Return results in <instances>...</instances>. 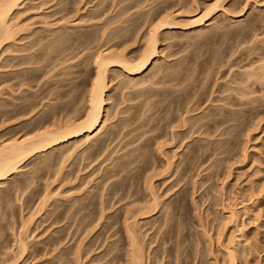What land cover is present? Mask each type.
<instances>
[{
	"label": "rangeland",
	"instance_id": "1",
	"mask_svg": "<svg viewBox=\"0 0 264 264\" xmlns=\"http://www.w3.org/2000/svg\"><path fill=\"white\" fill-rule=\"evenodd\" d=\"M177 1L24 0L9 16V24L22 31L0 46V142L43 125L82 119L96 51L125 50L136 60L150 8L162 4L165 12H159L181 26L163 31L152 70L134 77L117 67L108 72L107 120L98 136L67 159L83 136L36 153L0 183V264L15 258L20 240L30 245V254L14 264H54L66 241L58 243V250L56 244L44 246L59 234V224L51 221L60 206L72 207L67 215L73 218L80 202L87 204L84 211L93 228L87 226L66 243L72 247L68 264L79 261L71 253L83 235L88 246L81 258L77 255L78 264H104L110 245L116 250L127 246L124 209L150 204L154 196L158 212L145 218L128 215L146 254L154 249L160 257L155 261L151 254L150 264H230L227 248L237 254L232 264H264V83L244 78L246 71L261 67L264 0ZM215 1L220 5L209 18L194 24ZM219 118L226 122L200 129L203 122ZM184 119L200 131L189 132ZM113 185L118 195L132 197L110 206ZM41 198L43 209L23 228ZM241 207L248 210L238 212ZM230 211L236 215L230 217ZM35 246L43 247L32 255ZM126 248L119 252L126 254ZM121 256L119 264H125Z\"/></svg>",
	"mask_w": 264,
	"mask_h": 264
},
{
	"label": "bare ground",
	"instance_id": "2",
	"mask_svg": "<svg viewBox=\"0 0 264 264\" xmlns=\"http://www.w3.org/2000/svg\"><path fill=\"white\" fill-rule=\"evenodd\" d=\"M23 1L24 0H0V46H2V43L4 41L9 40V39L11 40V38L13 39L14 34H15L14 32H16V30H18V32H19L20 29H21V31H22V28H20L19 26H18L19 28L17 26H15L16 24L14 22H12L14 24H9V22H11L12 20H8V18L14 12V10L18 7V5L20 4V2H23ZM177 2L179 3V0ZM215 2L212 3L213 5L211 4L209 6V8H207V11L206 12L204 11L203 14H201V16H199L198 18H196L197 20L195 19L196 21H194L193 23L195 24L197 22H201L203 20L205 21L206 19H208L209 16H210V14L213 13L216 8H218V5H220L217 2L216 3ZM117 8H118V6H117ZM128 8L129 7L125 8V10H127ZM162 9H164V7L161 4V5H157L155 9L154 8H150L146 12L147 14H146V16L143 19L145 21V23L147 24V28L145 27L146 28V32H145V34L143 36H141L142 34L140 35V37H142V39L144 41L142 39H140V40H142L144 42V44H143V47L140 50V54H139V56L137 57L136 60H131L130 58H128V56L126 55L127 53H124L125 50L124 51H122V50L121 51H117L116 49L115 50H112L113 48L112 49L109 48L110 50L109 49H107V50L106 49L105 50L98 49L96 51L95 55L94 56L92 55L93 56V65H94V75L91 78L92 81H91V84L89 86L88 99L86 100L87 108L85 110V113H84L82 119H80V120H78L76 122H71L70 121V123H68V121H67V123L64 122L65 124L58 125V126L57 125H55V126L54 125L53 126L52 125L51 126L50 125H48V126L47 125L46 126L43 125L44 128H41L39 126L40 129H38L37 131L36 130L33 131V133H30L29 135H26V136L23 135L24 137H19V138H16L15 137L14 139L12 137L11 140H8V141L5 140V141L0 142V183L1 184H2V181L6 180L10 175L16 173L17 171H20L21 165L24 163V161L27 160L28 158H31L33 155H36V153L45 152L47 150H50L52 147H54L56 145H59V144H63L65 142H68L69 140H71L73 138H76L78 136H83V142H81L80 144H76L77 146H75V147L73 146L74 148L73 149L71 148L72 150H69L70 152H68L69 155L66 153V155H67L66 156V159H67V157L70 158V156L73 154V152L76 151L81 145H83L84 143H87L88 141H90L91 139H93L94 137H96V136H98L100 134L99 132L104 127V125L106 123V120H107V119H105L106 117H105V114L104 113L106 112L105 109H106V104H107V100H106V97H107L106 95L107 94H106V91H107V88L109 87V86L107 87V85H108V83H107V77L109 76L108 75V72L110 73V71H112V69H115L117 67V68H121L122 69V72L126 76H133L134 77V76L142 75L148 69L149 70H152L154 68V62L156 61V58L158 57V54H159V51H158V43H159L160 37H162L161 35L163 34V31L166 30V29H170L172 27L179 26V25L181 26V23H179L178 21L176 23L173 20L174 17L171 18L170 15L167 14V12L164 13L165 10H162ZM135 10L138 11L137 8ZM142 10H145V8L142 9ZM160 10H162L164 12L163 13H160L159 12ZM139 11H141V10H139ZM142 13H143V11H142ZM127 14H129V12L126 13V15ZM124 15H123V17H124ZM156 16H158L157 21L156 20L153 21ZM120 19H121V17H120ZM120 19H119V21H120ZM145 23H143V25H142L143 27L145 26L144 25ZM101 29L103 30L104 27H101ZM141 29H142V27H141ZM102 30L100 32L102 34L105 33ZM139 30H140V28H139ZM104 31H105V29H104ZM136 32H137V30H136ZM101 33H100L99 37L102 38ZM135 35H137V33H135ZM103 36H104V34H103ZM125 36L126 35L119 36V38H124ZM134 37L136 38V36H134ZM134 37H133L134 42L135 41H138V39L135 40ZM131 42L133 44V41H131ZM160 42H161V40H160ZM263 57H264V55L262 56V58L259 61V64H260L259 67L260 66L261 67L258 69L259 70L258 73H259L260 76L257 73V71H258L257 70V67H256V71L253 69V72L254 73H252V74H251L250 71H248L249 74L246 71V73H245L246 75H244V76H246V77H244L246 79L245 82L248 83L249 77L250 78H253L254 77L255 79L257 78V81H260L261 80L264 83V65H263L264 59H263ZM261 60H262V62H261ZM261 64L263 65V67H262ZM250 66H251V64H250ZM252 67H253V64H252ZM156 76H157V74H156ZM152 78L154 79L155 77L154 76H152V77L150 76V79H152ZM134 81H135V78H134ZM240 82H241V80H240ZM143 83H144V81H143ZM242 83H243V80H242ZM260 83L261 82H259V84ZM139 85H140V83H139ZM242 94L243 93H241L240 96ZM245 94L247 95V93H245ZM210 121H212V123L211 122L209 123L208 121L203 122V124L201 125V128H200V126H199V128L202 129L203 128L202 127L203 125H207L206 128H208L209 127V124L210 125H213L214 128L215 127L217 128L218 126H220L221 124H224V122H226V120H223V119H220V118L217 119V120L216 119H211ZM61 123H63V122H61ZM182 123H183L184 126L185 125L188 126V131L191 132V133H195V132L200 131L199 128H196V129H193L194 127L192 128V126H193V121L192 120H186V119H184ZM195 124H194V126H195ZM218 124H220V125H218ZM181 126H182V124H181ZM216 130H218V129H215V131ZM222 132L223 133H227L228 132L227 131V128H224ZM205 133H207V132H205ZM142 137H143V135H142ZM171 137H173V136H171ZM222 146H219L218 149L220 147H222ZM105 148H106V146H105ZM206 149L209 150V149H214V148H212V147H206ZM62 160L59 161V162H62ZM64 162H65V160H64ZM59 164H61V163H59ZM58 173L59 172L57 171V174ZM151 177H149L150 178L149 181L153 179V177H152V179H151ZM106 181H108V180H106ZM26 182H27V180H26ZM151 189H152V187H151ZM103 190H104V188L102 187V191ZM118 190L119 189H117V187L115 185H113L111 187V189L109 191V194H108L109 196L111 195L110 198L108 197L109 198L108 200H110L109 202L111 203L110 206H113L115 203H120V201H122L124 199H127V198L132 197V195H125V196L124 195H121V193H120V195H118ZM151 196H153V194ZM152 198L153 199L151 200V203L149 202L150 204H148V203L146 204V202H145L146 205L145 204L144 205L141 204V206H138V207L136 206V208H134V209H128V208L127 209H124L125 210L124 213H125L126 216H125L124 224H122V225H123V229H124L123 232L125 231L124 232L125 233V236H126V240L125 241L127 242L126 243L127 246H123V249L125 247H127L126 248L127 250L125 249L126 250L125 251L126 254H124V252H119L120 250H123V249H121V247L118 250H116L115 247H113L112 245H110V247L108 249H106V251L104 252V254L102 253L103 254L102 258L105 257V260L107 258L106 263H104V264H119L120 261L123 259V256H121V254H123V255L126 256L125 264H150L151 254L152 255L154 254L153 255L154 256L153 257V260H155V261L156 260L157 261L160 260V257L158 258L156 256V254L153 253L154 252L153 251L154 249H152V251L149 254H146V252L144 251V250H146L145 249L146 248L145 247L146 245L145 246H143V244L141 245V240L142 239H140V237L137 236V234H139V232L134 229L135 222L134 223H129L128 222V215H130L129 218H132V217L135 218L137 216H143L145 218V217H147V214H148V217H149L150 216L149 215L150 213H152V212H158L159 207H161V206L158 207V205H160V204L157 202V198L155 196L152 197ZM43 199H44V197H43ZM43 199L42 198L40 199L42 201H41V203H39V207L37 206L38 209H36V212L31 213L28 216L27 219H25L23 217L24 218V221L22 220L23 221V223H22L23 225H21V226H23V228H24V224L25 223L26 224L30 223L32 221V219L34 218V216L35 215H38V213H39L38 211L41 210V209H43L42 206H43V203H45L43 201ZM45 199H47V198H45ZM99 203L101 204V206L103 205V203H105V199H102V196L99 199ZM135 204H137V202ZM86 205L87 204H83V203L80 202V204L78 203L77 206H75V207L73 206L74 207L73 208V215H72V216H74L73 218L67 215L69 213L67 211H70L72 207H70L67 210V206H60L62 208L53 217V219L51 221V223H53V224H51L52 226L54 224H56V225L59 224L60 227L57 230L59 232V234L57 236V232H56V236L57 237L56 238L54 237V238L50 239L49 242L48 241L47 242H44L43 243L44 246L45 245L47 246V244H49V246H50V244L55 246V244H56V246H55L56 248L55 249L58 250L57 247H58L59 244H62V243L64 244L65 241H66V243H70V241L73 240V237H75L74 235L76 233H78V231L85 230L87 226L90 227V228L91 227L93 228V226H89L90 225L89 224V219H87L88 218L87 213H85V211H84L86 209V207H87ZM139 205H140V203H139ZM3 207H5V205ZM99 210H101L100 211V214L101 213L103 214V211H102L103 209L101 208ZM246 210H248V209L247 208H244V207H241L240 210L238 209V212L240 211L242 213H245ZM34 211H35V208H34ZM102 214L100 215L101 218H102ZM234 215H236V212L230 211V217H233ZM98 217H99V215H98ZM1 218L3 219V216ZM49 218H50V216H49ZM20 220H21V217H20ZM50 220H51V218H50ZM74 221L76 223V227L74 228V230H72L73 225H75ZM97 221L99 222V220H97V218H96V221H95L96 223H95L94 227L97 226V224H98ZM61 222H62V224H61ZM20 228L21 227L19 226V229ZM105 228H106V226H105ZM111 228H112V226H111ZM22 232H24V229H23ZM79 234H80V232H79ZM18 235H17V237H18ZM83 236L81 237L82 239H83ZM86 236H87V234L85 235V237ZM142 236H143V233H142ZM82 239L80 241H78L79 242L78 244H76V246H75L76 247V250H73L72 253H71V254H75V252H76V254L80 258L82 256V255L80 256V254L83 252V250H85L86 246H88V244H86L87 242L84 243ZM60 242H62V243H60ZM66 243L64 244L65 247H62L64 245H62V246L59 247L60 248V251L58 250V252H56L57 254L59 253L58 256H56L54 254L56 256L55 257L56 260H55V263L54 264H68V263H70V261H72L70 259V257H68V255L71 252V248L72 247L66 246ZM17 244H18V242L16 243V246H17ZM230 245L231 246L233 245L232 242H230ZM29 246H30L29 244L27 245L23 240H20L19 241V246H18L19 249L16 251V254L14 255L15 258L11 259V262H9V264H14V262L20 260L21 257L29 255L30 254V252H29V250H30L29 248L30 247ZM42 247H40V246L39 247H36L35 246L33 248V250L31 251L32 255H33V253H37L38 251H40L42 249ZM44 250H46V249H44ZM53 250H54V247L51 250V253H52ZM226 250H227V255L229 256V259H230V261H229L230 264H232L231 263V260H233L232 262L234 263V260L236 259L235 256L237 255L236 254L234 256L235 250H233L231 248H227ZM44 253L43 254L40 253V254L45 255ZM163 253H164V251H163ZM46 254H48L47 251H46ZM87 254L88 253H86V255ZM35 255L37 256L38 254H35ZM77 255H75V258H76V260L78 258L79 261H80V258ZM36 258H39V257H36ZM43 259H44V257H43ZM6 260H7V258H6ZM78 262L77 263L75 262V263L78 264ZM96 262H97V260H96ZM103 262H101V263H103ZM175 263H176V260H175Z\"/></svg>",
	"mask_w": 264,
	"mask_h": 264
}]
</instances>
